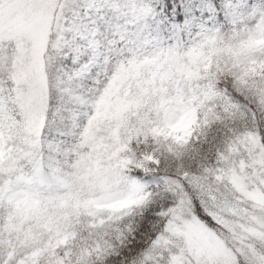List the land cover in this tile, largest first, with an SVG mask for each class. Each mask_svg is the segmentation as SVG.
I'll return each instance as SVG.
<instances>
[{
	"label": "snow or ice",
	"instance_id": "1",
	"mask_svg": "<svg viewBox=\"0 0 264 264\" xmlns=\"http://www.w3.org/2000/svg\"><path fill=\"white\" fill-rule=\"evenodd\" d=\"M0 264H264V0H0Z\"/></svg>",
	"mask_w": 264,
	"mask_h": 264
}]
</instances>
